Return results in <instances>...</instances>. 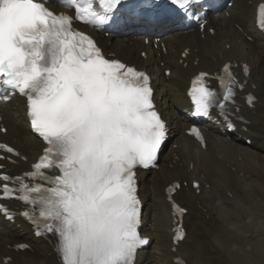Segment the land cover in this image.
Masks as SVG:
<instances>
[{"label":"snow or ice","instance_id":"snow-or-ice-1","mask_svg":"<svg viewBox=\"0 0 264 264\" xmlns=\"http://www.w3.org/2000/svg\"><path fill=\"white\" fill-rule=\"evenodd\" d=\"M172 2L188 8L194 0ZM121 3L57 0L74 10L76 20L95 27ZM258 18L264 28V4ZM73 20L38 0H0V99L25 97L31 129L46 144L24 177L0 175L2 192L4 198L19 192L18 198L32 206L23 215L37 235L58 238L62 264H134L138 248L148 243L138 231L135 169L153 164L166 125L155 109L149 76L106 57L90 36L73 28ZM223 73L222 99L229 102L235 78L230 65ZM207 75L196 76L189 92L196 112L205 116L213 106H226L207 86ZM192 132L200 137L198 129ZM0 149L15 152L7 144ZM26 177L34 183H25ZM183 238L180 231L176 239Z\"/></svg>","mask_w":264,"mask_h":264},{"label":"bare ground","instance_id":"bare-ground-1","mask_svg":"<svg viewBox=\"0 0 264 264\" xmlns=\"http://www.w3.org/2000/svg\"><path fill=\"white\" fill-rule=\"evenodd\" d=\"M260 1L238 0L231 17L216 23L217 32L213 37L202 40L194 33L169 37L164 40L166 53L159 56L148 53L146 60L139 57V50L149 49L142 41H101L106 53H115L154 71L159 106L167 118L175 117L180 123L182 110L188 104L185 97L188 79L197 70L214 71L230 60L239 64L247 62L251 66L248 77L237 69L246 87L240 96L251 92L257 97L252 108L240 98L236 110L241 119L238 131L243 136L253 137L252 146L237 139L229 140L211 129L203 150L182 133L185 126L182 122L172 132L174 141L164 153L159 169L141 175V193L147 206L144 232L153 243L141 254L138 264H178V257L185 264H264V35L254 30L251 21L255 4ZM238 27L244 28V33H240ZM159 45L152 44L150 48ZM226 45L230 48L226 49ZM186 47H190V53L182 60L188 62L183 67L179 63L180 54ZM158 59L172 70L169 78L165 77ZM14 105L2 108L4 122L8 125L6 136L28 157L29 164L40 154L42 143L21 121L22 106ZM23 165L20 163L19 168ZM193 179L201 182L199 194L191 187ZM175 180L189 182L174 196L188 208L183 217L187 237L176 252L172 251L174 218L166 194V187ZM150 223L154 228L149 227ZM21 224L19 229L1 221V263L11 257L8 264H60L54 242L32 238L29 226ZM22 236L31 245V251H16L14 246L22 241Z\"/></svg>","mask_w":264,"mask_h":264},{"label":"rangeland","instance_id":"rangeland-1","mask_svg":"<svg viewBox=\"0 0 264 264\" xmlns=\"http://www.w3.org/2000/svg\"><path fill=\"white\" fill-rule=\"evenodd\" d=\"M153 228H154V226H153Z\"/></svg>","mask_w":264,"mask_h":264}]
</instances>
